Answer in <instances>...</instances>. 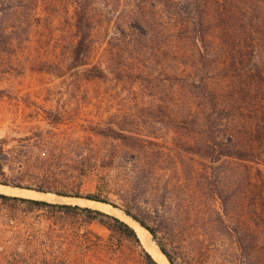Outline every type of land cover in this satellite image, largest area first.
I'll return each mask as SVG.
<instances>
[{
	"label": "rangeland",
	"instance_id": "obj_1",
	"mask_svg": "<svg viewBox=\"0 0 264 264\" xmlns=\"http://www.w3.org/2000/svg\"><path fill=\"white\" fill-rule=\"evenodd\" d=\"M81 8L91 49L78 55ZM220 118L254 144H239L246 157L264 161V0H0V180L20 189L5 193L90 205L56 190L97 192L150 142L162 176L214 179L233 166L202 155V130ZM239 161L264 176V164ZM213 183L201 184L207 197ZM105 196L127 214L121 196ZM105 220L0 197V264H154Z\"/></svg>",
	"mask_w": 264,
	"mask_h": 264
},
{
	"label": "trees",
	"instance_id": "obj_2",
	"mask_svg": "<svg viewBox=\"0 0 264 264\" xmlns=\"http://www.w3.org/2000/svg\"><path fill=\"white\" fill-rule=\"evenodd\" d=\"M177 9L181 10L182 7L178 6ZM82 10L81 8L77 12L78 26L82 33L77 46L78 55L79 52L88 53L91 49L90 40L85 34V17ZM220 95L225 94L221 91ZM234 99L233 94L231 100ZM219 117L221 116H216L218 119ZM221 119L223 118H220L217 126L202 130V134L206 136L202 155L215 160L225 158L223 162L229 161L233 164L229 170L221 168L214 179L210 172L200 177L162 176L150 160L153 151V142H150L135 146L137 154L135 159L127 164L126 176H101L97 192L82 195L79 190H75L77 186L56 192L63 196H84L91 200L112 203L114 206L119 205L105 195L118 194L127 202L124 211L148 229L171 264H264V176L259 179L253 174L254 166L239 159L252 160L259 164H264V161L246 157L245 153L249 150H239V144L246 143L252 147L254 144L241 140L232 127L222 126L224 121ZM261 137L258 135L257 139ZM189 151L195 152L193 148ZM203 181L206 184L214 181L213 184H216L212 196L210 194V197H207L205 186L201 185ZM0 183L9 185L11 182L0 180ZM18 186L27 187L21 184ZM230 186L235 190L229 198L224 194V189L231 188ZM38 190L51 191L48 188ZM0 197L44 209L51 218L76 217L86 222L95 219L106 222L105 218L114 219L125 227L127 234L136 238L154 264L160 263L150 250L143 246L144 243L133 225L102 209L5 192H0ZM132 197L144 198L146 208L139 211L144 209L146 216L130 207ZM136 205L139 206L137 203ZM88 232L94 233L91 229Z\"/></svg>",
	"mask_w": 264,
	"mask_h": 264
},
{
	"label": "bare ground",
	"instance_id": "obj_3",
	"mask_svg": "<svg viewBox=\"0 0 264 264\" xmlns=\"http://www.w3.org/2000/svg\"><path fill=\"white\" fill-rule=\"evenodd\" d=\"M18 190L16 187L12 188L10 186H7L5 184H0V191L8 192V193H18ZM38 193V192H37ZM20 194V193H19ZM43 194V193H40ZM82 200L83 203L90 204L92 207H96L99 209H102L104 211H109L113 212L119 216H122L125 218L129 223H131L135 229L137 230L139 236L141 237L144 245L150 250V252L155 256V258L160 262V264H171L166 257V255L160 250V248L157 246V244L154 242L151 234L149 231H147L146 228H144L141 224H139L136 220H134L132 217L128 216L121 210L117 209V207H113L109 203L105 202H98L96 200H91V199H80ZM87 205V206H90Z\"/></svg>",
	"mask_w": 264,
	"mask_h": 264
},
{
	"label": "water",
	"instance_id": "obj_4",
	"mask_svg": "<svg viewBox=\"0 0 264 264\" xmlns=\"http://www.w3.org/2000/svg\"><path fill=\"white\" fill-rule=\"evenodd\" d=\"M1 184V183H0ZM86 199H88V198H86ZM98 202H102V201H98ZM113 207H115L114 205H112Z\"/></svg>",
	"mask_w": 264,
	"mask_h": 264
}]
</instances>
